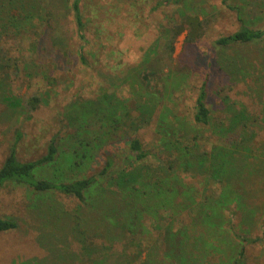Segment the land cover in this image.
<instances>
[{"label":"rangeland","instance_id":"rangeland-1","mask_svg":"<svg viewBox=\"0 0 264 264\" xmlns=\"http://www.w3.org/2000/svg\"><path fill=\"white\" fill-rule=\"evenodd\" d=\"M84 2V16L89 18V42L84 47L88 66L73 51L76 40L70 0H53L52 11L60 15V20L52 26L50 37L65 50L39 58L50 78L44 79L31 64L18 77L0 67V165L19 134L16 150L21 159L38 158L46 153L50 141L57 148L55 160L38 168L36 178L68 182L99 171L109 157L114 158L117 169L137 167L128 155L130 139L137 137L145 148L153 146L164 126L162 115L171 109L189 122L198 88L206 76L213 117L226 119L223 97L235 105L236 111L245 110L250 119L246 142L255 158L264 163V36L247 44H215L218 36L234 32L241 24L264 29V9L259 0ZM176 28L180 32L170 58L163 53L164 44ZM160 57L167 66L155 62ZM151 60L154 74L146 78L142 74L139 79L154 85L158 100L151 107L147 124L138 125L137 111L129 107L137 91L132 80ZM158 76L165 81L157 82ZM31 95L45 98L34 110L24 105V99ZM14 99H20L21 105L9 107L6 102L14 103ZM203 134V148L208 149L216 137L207 131ZM158 153L160 161L168 157L163 147ZM160 161L150 157L145 163L158 168ZM178 175L186 185L199 188L196 200L203 190L208 194L218 192L216 185L198 176L193 178L195 175L189 172ZM245 185L244 199L254 212L244 216L239 210L232 222L237 224L239 234L246 230L255 241L240 244L228 233L214 254L192 249L193 264H230L227 257L242 244L247 264H264V175L250 177ZM80 211L88 212L73 197L57 192L35 194L23 184H6L0 189V217L13 219L17 227L0 232V264H169L163 259L164 228L155 226L152 220L144 221L147 226L143 227L144 247L140 249L126 238L112 243L94 238L92 227L80 234L72 221ZM56 213L61 214L57 219ZM92 214L91 209L88 215ZM195 228L206 229L197 224ZM86 236L87 241L83 240ZM155 238L159 250L150 252L145 244L154 243ZM85 244L92 247V253L86 255Z\"/></svg>","mask_w":264,"mask_h":264},{"label":"trees","instance_id":"trees-1","mask_svg":"<svg viewBox=\"0 0 264 264\" xmlns=\"http://www.w3.org/2000/svg\"><path fill=\"white\" fill-rule=\"evenodd\" d=\"M180 1L176 0V3ZM226 1L222 0L223 3ZM52 2L53 0H0V67L5 72L18 77L31 64L44 79L50 78L39 58L48 52L65 50L62 44L50 37L52 26L60 20V15L52 11ZM259 5L264 9V0H259ZM85 6L84 0H70V15L76 40L73 51L81 63L88 66L90 63L84 47L89 42V18L84 16ZM182 16H185L183 12ZM179 32L177 29L164 44L163 53L169 54L170 58ZM263 36L264 29L241 24L234 32L218 36L215 44H247L258 41ZM43 40L46 45L41 44ZM161 57L155 62L163 67L167 66ZM142 74L144 78L154 74L152 60L144 64L132 80V86L135 85L137 91L129 107L137 111L135 121L138 125L147 124L151 107L158 100L154 85H146V79H139ZM6 78H9L8 74ZM164 81L165 78L157 77V82ZM208 96L206 76L198 88L189 122L180 119L171 109L168 110L169 114L162 115L161 122L164 126L160 130L159 141L153 146L145 148L137 137L131 138L128 155L138 164L130 170L115 168L114 158L109 157L99 171L68 182L36 178L34 173L38 168L55 160V143L50 141L46 153L38 158L21 159L16 150V142L20 137L18 134L0 165V189L8 183H17L25 185L35 194L57 192L75 198L88 212L80 211L72 220L75 222L73 228L79 229L80 234H86L87 227H92V237L103 238V242L108 240L112 243L126 238L136 242L140 249L143 248L141 234L143 227L147 226L144 221L148 218L155 226L164 228L163 259H167L169 264H193L192 249L214 254V251L221 248L222 242L226 241L223 239L228 233L235 235L240 244L254 242L255 239H251L246 230H241L244 234H239L236 231L237 224L232 220L239 210L244 216L253 214L254 211L250 210L243 195L246 190L245 181L254 175H264V163L255 158L251 152L252 147L246 142L250 126L246 111H236L235 105L228 103V99L223 97L224 111L227 110L225 113L228 115L225 116L226 119H215L208 104ZM44 100L43 95H31L24 99V105L29 110H34ZM21 102L20 99H14V103L6 104L16 107ZM174 117L177 119L172 124ZM203 131L216 137L208 149L203 148ZM220 140V143L215 144ZM161 147L168 156L164 161H160L158 153ZM150 157L160 161L158 168L145 163ZM183 171L195 175L193 178L200 177L207 184L216 185L218 192L208 194L203 190L202 197L196 200L194 195L199 192V188L182 181L178 172ZM91 209L94 213L92 217L88 215ZM50 215H53L52 208ZM60 215L56 213L54 218L57 219ZM195 224L205 226L206 229L195 231ZM262 226L264 228V218ZM16 227L17 223L13 219L0 217V232ZM83 240L87 241V236ZM156 240L157 238L154 243L145 244V248L150 247V252L159 250ZM84 246L86 255L92 253V247L86 244ZM227 258L230 264H247L244 244Z\"/></svg>","mask_w":264,"mask_h":264}]
</instances>
